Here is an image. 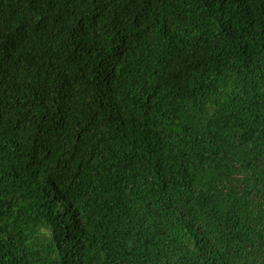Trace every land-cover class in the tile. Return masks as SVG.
Segmentation results:
<instances>
[{"label": "trees", "instance_id": "16d2710c", "mask_svg": "<svg viewBox=\"0 0 264 264\" xmlns=\"http://www.w3.org/2000/svg\"><path fill=\"white\" fill-rule=\"evenodd\" d=\"M0 264H264V0H0Z\"/></svg>", "mask_w": 264, "mask_h": 264}]
</instances>
